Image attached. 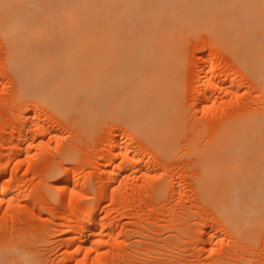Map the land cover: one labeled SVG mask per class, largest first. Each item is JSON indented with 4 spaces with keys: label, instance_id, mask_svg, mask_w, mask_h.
<instances>
[{
    "label": "rangeland",
    "instance_id": "obj_1",
    "mask_svg": "<svg viewBox=\"0 0 264 264\" xmlns=\"http://www.w3.org/2000/svg\"><path fill=\"white\" fill-rule=\"evenodd\" d=\"M39 1L38 59L67 56L85 90L69 113L21 95L0 31V182L13 188L0 249L26 264H264V0ZM149 90L174 92L178 133L137 110ZM243 114L258 126L231 139L203 196L195 157Z\"/></svg>",
    "mask_w": 264,
    "mask_h": 264
},
{
    "label": "bare ground",
    "instance_id": "obj_2",
    "mask_svg": "<svg viewBox=\"0 0 264 264\" xmlns=\"http://www.w3.org/2000/svg\"><path fill=\"white\" fill-rule=\"evenodd\" d=\"M53 4H55V3H53ZM83 4H85V3H83ZM86 4H87V2H86ZM61 6H64V4ZM67 6H64V8H65L64 10L67 9L66 8ZM40 7L42 8V5L40 4L39 0H0V31L2 32V34H4L6 36V39L8 40L9 49H8V55L7 56H8V59L11 63V66H12L14 72L16 73L17 77L20 80L19 92L21 93V95L31 96V97L36 98L37 100L41 99L40 101L48 102L50 105L57 108L58 110L69 113V112H71V110L68 108V106L70 105V102H71L70 100H74V98H73L74 93L81 91V90H85V87L79 82L78 78H76V77L73 78V75H72L73 69L70 66V64L68 63L67 56L62 57V59L59 58L63 61L61 63L59 62L58 57H56L53 54L46 55L44 57V59L39 58L40 59V61H39L38 57H39V54L41 51L39 52L37 50V47L32 46V45H35V44L38 45L37 44L38 40L43 39L42 35H40V31L41 30L43 32L45 31V27H46L47 23L39 24V22H41L43 20L45 21L48 19L47 17H45V15H43L44 12L42 13V10L40 9ZM54 8H56V7L54 6ZM94 10L96 11V9H94ZM246 11H247V9H246ZM72 12H73V10H68V14H67L68 19H71ZM243 15L245 16V13ZM93 19H95V17ZM70 21H72V20H70ZM73 27H75V25H73ZM11 32H12V34H10ZM38 48L41 50L40 47H38ZM42 52H45V51H42ZM27 57H30V58H27ZM29 59H31L30 62H32V63L29 62ZM60 64L64 65V67L62 69L63 71L61 73H57L59 71L58 69L62 68L61 66L59 67ZM39 67L41 68V70L42 69L44 70L43 73H40ZM42 74H45V76H44L45 79L43 82L46 81V85H43L40 82V79H41L40 76H42ZM82 82L84 83L83 80H82ZM68 88L72 92V94L70 95V97L71 96L72 97L70 99H68V98L64 99L63 98L64 97L63 91H68ZM44 90L45 91L50 90V91H53L55 93H53V95H52V93L46 94ZM154 93H151L150 90L144 92L143 97L141 98L142 100L141 99L138 100L137 110L145 109L144 115L149 119L148 121H150L151 123L153 121H156L155 125H159V123L161 122L163 124V128L165 127V129H167V131L164 133L170 134V132H172V135H174L175 133H178V131H180V127H178V126H180V123H181V122L179 123V121H182V120L184 121L185 118L182 120H179V118L177 117V119L175 118L172 120L170 115L167 116V114H165V110H164L165 109L164 108V102L165 101L168 102L170 99H173L175 96L174 92H171V93L169 92V95L166 98L163 96H161L159 98H155ZM151 94H152V96H151ZM146 99H148L150 103L146 104L145 105L146 108H144L143 107L144 106L143 101ZM262 104H263V102H262ZM134 105L137 106L136 104H134ZM259 110H261V108ZM259 113H257V114H259ZM181 114H183L184 116L186 115L185 111L184 112L182 111ZM181 114H179V115H181ZM257 114H256V116H257ZM256 116H255V118L254 117H247V116H245V114H243V116L239 117L240 119L237 121H233V120L228 121L226 124H224L222 126L221 130L219 131V135L217 136L218 137L217 139L215 136V138L211 142H209V144L202 147L199 154L197 153L198 151L196 152V154H198V155L196 156V154H195L196 157L195 156L194 157L196 158L195 161L199 165V168H200V174H199V178H198L199 182L198 183H199V187L201 189L203 196L213 197L216 195V178L213 175H214V172L217 170L216 168L218 167V165L222 164L224 162L223 160L227 156V154H225L227 146L230 144V141L232 138L236 141L235 138L238 136L240 137V135H242V133L244 134L246 132L247 128H248L247 131L248 130L250 131L251 129H253V127L258 126L259 121L257 120L258 117L256 118ZM260 116H261V114L259 115V117ZM181 118H183V117H181ZM261 118L264 120V112L262 113ZM235 119L236 118H234V120ZM135 125H136V123H135ZM259 125H261V124L259 123ZM175 128H177L178 130H174ZM251 131H253V130H251ZM169 134H167V135H169ZM167 135L164 136L165 141L161 147V149L164 152L171 151L172 150L171 146H173V145H170L171 143H166L167 142ZM245 135H246V133H245ZM245 135H243V136H245ZM247 136H249V135H247ZM241 139H243V137L238 139V140H241ZM200 143L201 142H199L198 144H200ZM206 143H204V144H206ZM200 145L203 146L202 144H200ZM200 147H198V149H200ZM192 153H193V151H192ZM112 173H114V172H112ZM110 176H111V174H110ZM112 176H114V175H112ZM114 178H115V176H114ZM110 179L111 178H109V180ZM11 188H12V186H11ZM11 188L9 186V183L0 182V194H1V192H3L4 194H7ZM9 194H11V193H9ZM9 194H7V195H9ZM98 196L100 197V199H102L104 197V191H101ZM107 197L108 196H106L105 198H107ZM9 198H7V199H9ZM4 199H5V197H4ZM4 199L2 197H0V201L2 200L4 202ZM10 205H11V203H10ZM83 209L82 210L79 209V210L83 211ZM16 210H17V208H16ZM85 211L88 212V209L84 210V212ZM87 216L86 217L89 218V215H87ZM87 218L83 219L81 222L79 221L80 222L79 226L75 230L78 235L73 237L72 244L77 245V244H81V243L83 244V242H85L84 233L88 229L87 226L90 225L89 223L91 221L90 219H87ZM97 221H99V220H97ZM102 225H104V224H102ZM102 227H104V226H102ZM87 235H89V234H87ZM95 242H97V240H95L94 243ZM179 256H181V255H179ZM151 260H153V259H151ZM164 263H166V262H164ZM0 264H26V260L22 256H17V254L16 255L15 254L14 255H6V252L0 249ZM145 264H147V263H145ZM180 264H182V263H180ZM255 264H257V263H255Z\"/></svg>",
    "mask_w": 264,
    "mask_h": 264
}]
</instances>
